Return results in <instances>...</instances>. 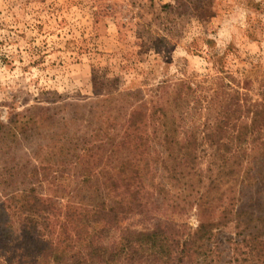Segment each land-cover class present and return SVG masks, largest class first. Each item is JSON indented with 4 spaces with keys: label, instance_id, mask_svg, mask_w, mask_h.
<instances>
[{
    "label": "rangeland",
    "instance_id": "374dc122",
    "mask_svg": "<svg viewBox=\"0 0 264 264\" xmlns=\"http://www.w3.org/2000/svg\"><path fill=\"white\" fill-rule=\"evenodd\" d=\"M186 3L0 0V122L21 125L36 104L95 98L106 71L120 89H140L148 100L159 93L165 108L180 104L168 150L160 129L136 155L145 158L141 182L132 180L143 206L129 226H170V249L151 264H264L254 240L264 239V0ZM25 143L9 148L25 167L0 187V203L35 186V174L24 178L35 166V135ZM52 181L39 191L61 205L82 191L73 171ZM202 224L207 236L195 241Z\"/></svg>",
    "mask_w": 264,
    "mask_h": 264
},
{
    "label": "trees",
    "instance_id": "16d2710c",
    "mask_svg": "<svg viewBox=\"0 0 264 264\" xmlns=\"http://www.w3.org/2000/svg\"><path fill=\"white\" fill-rule=\"evenodd\" d=\"M186 4L193 5V0ZM162 8L174 11L172 4ZM108 74L99 77L95 98L36 104L21 125L13 118L9 124L0 122V161L5 159L0 164L1 188H10L9 178H17L25 167L8 157L9 148L35 135V166L24 177L35 174V186L13 190L0 203V264H151L170 249L169 225L137 230L128 220L143 206L139 184L134 186L132 180L141 182L139 165L145 158L136 155L159 137L160 129L168 150L177 119H182L180 104L165 108L159 93L157 100H148L140 89H120L118 78ZM164 84L155 90L160 92ZM68 171L82 178L81 193L72 195L66 206L52 191L44 197L39 191L43 185L53 184L54 174ZM207 227L201 225L195 241L207 236ZM109 231H117V238H107ZM255 238L264 249V239ZM190 245H183L179 256L184 257Z\"/></svg>",
    "mask_w": 264,
    "mask_h": 264
}]
</instances>
